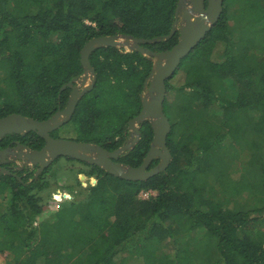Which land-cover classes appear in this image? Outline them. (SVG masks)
<instances>
[{
	"label": "trees",
	"instance_id": "1",
	"mask_svg": "<svg viewBox=\"0 0 264 264\" xmlns=\"http://www.w3.org/2000/svg\"><path fill=\"white\" fill-rule=\"evenodd\" d=\"M178 3L0 0V117L49 118L68 102L71 88L63 86L83 73L88 40L164 37ZM222 6L218 21L166 79L172 159L165 170L127 180L78 160L79 172L94 179L65 186L72 199L54 210L47 174L60 157L39 175L0 176V253L8 264H264V0ZM178 39L179 31L142 45L163 51ZM90 61L94 87L51 135L111 151L124 144L129 120L142 108L153 61L114 46L96 49ZM178 75L181 82L173 83ZM140 131L116 161L143 162L151 122ZM25 140L32 148L45 144L36 131ZM149 190L156 193L141 197Z\"/></svg>",
	"mask_w": 264,
	"mask_h": 264
},
{
	"label": "water",
	"instance_id": "2",
	"mask_svg": "<svg viewBox=\"0 0 264 264\" xmlns=\"http://www.w3.org/2000/svg\"><path fill=\"white\" fill-rule=\"evenodd\" d=\"M223 4L224 0H179L176 20L171 32L164 37L142 39L126 34H115L91 38L81 49L83 73L79 77L72 78L63 86V89L67 86L71 88L66 106L45 120L16 112L0 117V138L8 133L25 134L29 131H36L45 139V144L41 149L23 145L19 150L18 157L26 160V164H40L36 175H39L61 156L96 164L111 174L127 180H146L162 172L169 166L172 159L171 150L167 145V137L171 132L172 125L164 112L167 95L166 79L175 73L181 60L198 45L212 25L218 21L224 9ZM177 31H179L178 42L170 49L154 51L142 45L169 39ZM107 46L119 49L127 46L128 49L125 50L141 52L153 61L152 71L145 81L141 96L142 108L128 123V127L132 131L131 138L119 148L109 151L93 142L53 137L51 132L72 117L80 98L94 87L97 74L91 64L90 56L96 49ZM146 120L151 122L154 136L143 162L138 166H133L116 161L115 159H118L125 151L132 149L139 141L140 127ZM154 159H159V162L149 168ZM81 178L84 179L85 175H81Z\"/></svg>",
	"mask_w": 264,
	"mask_h": 264
},
{
	"label": "rangeland",
	"instance_id": "3",
	"mask_svg": "<svg viewBox=\"0 0 264 264\" xmlns=\"http://www.w3.org/2000/svg\"><path fill=\"white\" fill-rule=\"evenodd\" d=\"M122 49H128V47L124 46ZM180 77L181 75H178L172 82H176L177 84L180 83ZM235 165L236 166H234V168L240 167V163L238 161ZM79 168H83V165L77 159L68 160L67 158L62 157L52 166V168H50V170H48L49 174H47V177L51 182L48 191L52 197L50 199V210L56 209L60 202L72 199L71 193H69L65 186H77L76 178H79L83 187H86L93 181L94 177H88L86 174L79 172ZM81 175H85V178L82 179ZM66 192L70 194V198H68L69 195L67 197L64 196ZM153 193L156 192L154 191ZM141 197H143V195H141ZM168 241L171 243L170 239H168ZM0 264H8L7 257L2 253H0Z\"/></svg>",
	"mask_w": 264,
	"mask_h": 264
},
{
	"label": "flooded vegetation",
	"instance_id": "4",
	"mask_svg": "<svg viewBox=\"0 0 264 264\" xmlns=\"http://www.w3.org/2000/svg\"><path fill=\"white\" fill-rule=\"evenodd\" d=\"M64 107L60 106L59 108H64ZM125 133H126V138L124 140V144L131 138L132 131L130 130V128H128L125 131ZM25 136L26 133L25 134L8 133L0 138V176L4 174H9L16 176L17 178H22L27 176V174H29L31 171L35 173L39 168L40 164L28 165L25 163L26 160L18 157V154L20 153L19 150H21L22 146L23 145L29 146L28 141L25 140ZM33 149H37V148H33ZM60 158H62V156ZM153 161L151 162L149 168L153 167L152 165Z\"/></svg>",
	"mask_w": 264,
	"mask_h": 264
},
{
	"label": "built area",
	"instance_id": "5",
	"mask_svg": "<svg viewBox=\"0 0 264 264\" xmlns=\"http://www.w3.org/2000/svg\"><path fill=\"white\" fill-rule=\"evenodd\" d=\"M153 190H149V191H142L140 195H143V198L145 197H149L150 194H155L153 193ZM145 195V196H144Z\"/></svg>",
	"mask_w": 264,
	"mask_h": 264
}]
</instances>
